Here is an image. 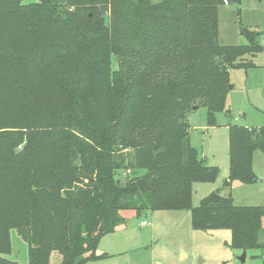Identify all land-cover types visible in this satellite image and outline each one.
Wrapping results in <instances>:
<instances>
[{
	"label": "trees",
	"instance_id": "16d2710c",
	"mask_svg": "<svg viewBox=\"0 0 264 264\" xmlns=\"http://www.w3.org/2000/svg\"><path fill=\"white\" fill-rule=\"evenodd\" d=\"M223 4L0 0V264H20L5 256L11 229L29 264L55 250L60 264L105 257L98 244L127 209L190 211L194 229L230 230L232 249L264 248V205L220 189L192 202L220 169L191 146L189 115L204 107L215 125L230 71L263 50L220 43ZM229 143L226 185L257 182L264 126L232 124Z\"/></svg>",
	"mask_w": 264,
	"mask_h": 264
},
{
	"label": "rangeland",
	"instance_id": "374dc122",
	"mask_svg": "<svg viewBox=\"0 0 264 264\" xmlns=\"http://www.w3.org/2000/svg\"><path fill=\"white\" fill-rule=\"evenodd\" d=\"M25 3L37 0H23ZM159 1V0H154ZM242 27L257 32L254 42L263 46L256 55L248 56L255 66L232 69L226 108L216 113L215 125H208V111L200 107L189 115L191 146L197 149L205 163L220 169L212 182L193 184L194 206L202 198L220 189L231 195L238 205H264V154L254 156V171L258 180L252 184L233 181L229 177V126H264V0H231L219 10V37L223 45L248 44ZM117 63L115 62V67ZM142 174V172H139ZM132 174L120 173L125 181ZM126 222L114 233L103 236L96 253L105 255L84 264H264V248L248 249L243 261V250L229 246L231 231L215 229L203 231L192 226L191 212L186 210L149 211L142 216L132 209L122 210ZM148 220V225H142ZM12 250L5 256L20 264H29L28 243L16 229H11ZM61 255L55 250L50 264H60Z\"/></svg>",
	"mask_w": 264,
	"mask_h": 264
},
{
	"label": "water",
	"instance_id": "95a60500",
	"mask_svg": "<svg viewBox=\"0 0 264 264\" xmlns=\"http://www.w3.org/2000/svg\"><path fill=\"white\" fill-rule=\"evenodd\" d=\"M241 30L244 32L245 37H246L248 42H251L256 36V32L254 30H252V29H249V28H246V27H242ZM232 87H233L232 84H229V88H232ZM246 252H247V250L244 249L243 250V255L241 257L243 261L246 258Z\"/></svg>",
	"mask_w": 264,
	"mask_h": 264
},
{
	"label": "built area",
	"instance_id": "2783aa9c",
	"mask_svg": "<svg viewBox=\"0 0 264 264\" xmlns=\"http://www.w3.org/2000/svg\"><path fill=\"white\" fill-rule=\"evenodd\" d=\"M224 2H225V4H229L228 0H224ZM149 223H150V222L147 221V220H144V221L141 222V224L144 225V226H145V225H148Z\"/></svg>",
	"mask_w": 264,
	"mask_h": 264
},
{
	"label": "crops",
	"instance_id": "0c3cea01",
	"mask_svg": "<svg viewBox=\"0 0 264 264\" xmlns=\"http://www.w3.org/2000/svg\"><path fill=\"white\" fill-rule=\"evenodd\" d=\"M254 31H255V30H254ZM255 32H256V31H255ZM231 71H232V70H231ZM231 71H230V72H231ZM142 221H144V220H142ZM142 221H141V222H142ZM147 221H148V220H147ZM149 222H150V221H149ZM113 233H114V232H113Z\"/></svg>",
	"mask_w": 264,
	"mask_h": 264
}]
</instances>
